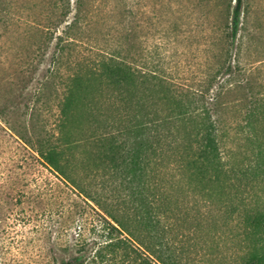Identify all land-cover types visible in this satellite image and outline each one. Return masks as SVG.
I'll use <instances>...</instances> for the list:
<instances>
[{"label":"trees","instance_id":"obj_1","mask_svg":"<svg viewBox=\"0 0 264 264\" xmlns=\"http://www.w3.org/2000/svg\"><path fill=\"white\" fill-rule=\"evenodd\" d=\"M79 22L56 38L51 76L66 65L70 74L61 77L55 127L28 142L99 222L80 220L78 256L65 264H264V83H235L221 62L199 86L185 85L152 54L130 50L73 67ZM235 85L246 96L225 101Z\"/></svg>","mask_w":264,"mask_h":264},{"label":"rangeland","instance_id":"obj_2","mask_svg":"<svg viewBox=\"0 0 264 264\" xmlns=\"http://www.w3.org/2000/svg\"><path fill=\"white\" fill-rule=\"evenodd\" d=\"M236 2L0 0V264H65L78 256L80 220L99 223L83 198L33 157L28 143L55 127L61 77L70 73L66 65L61 77H52V57L65 26L80 19L73 34L82 45L69 58L73 67L102 52L130 50L138 58L152 54L162 73L177 83L197 87L227 62L235 83L244 86L251 78L260 85L264 0H245L232 42L226 30L233 26ZM229 92L225 101L240 100L248 91L235 85ZM242 145L239 150H245ZM92 233H87L90 241L97 239ZM93 250L91 244L85 256Z\"/></svg>","mask_w":264,"mask_h":264}]
</instances>
